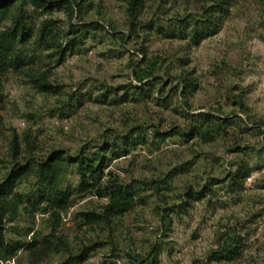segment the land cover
Returning <instances> with one entry per match:
<instances>
[{
	"label": "rangeland",
	"instance_id": "obj_1",
	"mask_svg": "<svg viewBox=\"0 0 264 264\" xmlns=\"http://www.w3.org/2000/svg\"><path fill=\"white\" fill-rule=\"evenodd\" d=\"M227 2L194 45L190 23L215 0H145L135 34L124 0H81L71 23L90 27L77 38L66 33L76 51L38 63L52 87L13 73L0 80V183L53 151L91 154L128 134L137 143L119 158L106 151L102 180L140 188L130 210L90 226L84 215L102 211L108 193H80L67 171L62 186L72 195L54 232L65 246L50 236L51 211L27 174L13 191L16 216L4 222L14 249L0 264H264V0ZM49 16L68 30L63 9ZM179 21L186 33L168 35ZM137 71L150 75L137 83ZM183 79L194 86L185 95ZM147 82L142 96L131 89ZM194 125L209 137L191 134ZM240 166L248 175L234 185ZM44 238L50 250L37 258L29 246ZM233 249L232 259H219Z\"/></svg>",
	"mask_w": 264,
	"mask_h": 264
},
{
	"label": "trees",
	"instance_id": "obj_2",
	"mask_svg": "<svg viewBox=\"0 0 264 264\" xmlns=\"http://www.w3.org/2000/svg\"><path fill=\"white\" fill-rule=\"evenodd\" d=\"M127 5V16L130 26V32L135 34L140 28L139 16L145 0H124ZM227 0H215L212 6L202 8V13L194 18L189 30L190 43L197 45L202 39L210 35V25L214 23L216 14L224 11L227 6ZM53 7L63 9L69 17L68 30L62 32L58 26V21L49 16L44 18L43 15H52ZM78 13L81 15V0H0V80L6 75L13 73L29 78V80L42 88L52 87L45 74L38 71V63L41 61L42 54L48 57H55V64L62 62L65 53H74L77 44L74 38L67 36H79L81 30H88L89 25H76L71 23V19ZM217 19V18H216ZM97 27L101 28L100 25ZM77 29V30H75ZM68 32V35L66 34ZM168 35L183 36L186 33V26L182 21L170 25L167 30ZM49 53V54H48ZM150 72H135L137 83H142ZM182 93L193 90V83L183 79ZM150 83H143L141 87L131 86L138 95H144L148 90ZM184 106L188 107L186 101ZM187 116L194 120L200 118H216L210 114L191 115L185 112ZM264 124V122H260ZM190 133L202 137H209L208 127L198 128L191 126ZM121 144L104 145L98 151L87 154L80 153L77 155L62 154L56 150L51 152L41 161L36 162L34 167L15 170L5 177L0 183V254L7 252L12 253L13 246L5 243L4 222L6 216L15 217L17 213V201L13 199L14 189L25 179L27 174L34 178V188L36 197L39 202L48 205L51 211V229L50 236H55L58 242L65 245V240L59 234H54L60 225V212L66 207L70 201L72 191L69 188H63L62 182L65 174L69 170H73L78 175L77 191L80 193L96 189V192L106 191L108 200L100 212H90L85 214L90 226L101 220L111 222L112 219L122 216L130 210L135 204L136 193L140 188L131 184L123 185L116 177H107L102 180V169L105 168L108 161L106 151L112 157L119 158L123 156L131 145L137 143L134 138L126 134L121 137ZM13 155L17 152V143L12 141ZM248 175L247 168L240 166L232 176V184L236 185V180H243ZM240 180V181H241ZM156 182V181H153ZM146 185L147 182H140ZM158 187V186H157ZM193 194V195H192ZM200 194L190 192L189 199H198ZM18 197V196H17ZM58 233V232H56ZM36 248V241L33 240L29 248L32 254L41 258L50 250L51 241L44 238ZM22 244H18L17 248ZM236 250L227 251L226 254L219 252V259L230 260ZM217 253V252H216ZM84 252L78 255L83 258ZM225 255V256H223ZM67 264V262H66ZM109 264H116L110 262Z\"/></svg>",
	"mask_w": 264,
	"mask_h": 264
}]
</instances>
